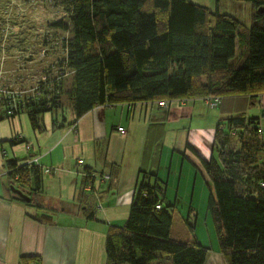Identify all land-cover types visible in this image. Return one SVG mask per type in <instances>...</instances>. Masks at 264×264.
<instances>
[{"label":"trees","instance_id":"1","mask_svg":"<svg viewBox=\"0 0 264 264\" xmlns=\"http://www.w3.org/2000/svg\"><path fill=\"white\" fill-rule=\"evenodd\" d=\"M236 1H249L257 10L251 27L191 0H55L67 22L53 26L69 33L62 44L66 56L59 62L61 73L47 84L38 83L31 95L4 90L0 122L26 114L33 128L45 131L44 115L60 111L63 96L74 111L69 124L74 125L105 105L205 100L209 106L218 97L220 106L225 97L264 95V0ZM68 74L72 81L67 90ZM260 133L259 119L227 117L214 132L218 160L201 158L225 264H264ZM6 166L9 187L31 202L15 198L38 205L43 169L18 165L16 159ZM85 177L84 187L93 182L94 172L87 168ZM142 178L125 224L108 228L107 264H207L209 248L171 237V206H164L163 182L155 173L143 172Z\"/></svg>","mask_w":264,"mask_h":264},{"label":"crops","instance_id":"2","mask_svg":"<svg viewBox=\"0 0 264 264\" xmlns=\"http://www.w3.org/2000/svg\"><path fill=\"white\" fill-rule=\"evenodd\" d=\"M226 103L217 106L218 122L229 117L223 116ZM209 108L205 100L172 102L168 108L158 103L105 105L69 125L75 119L71 108L69 117H60L58 111L45 114V131L33 128L26 114L1 121L0 264H107L108 228L125 224L143 172L160 179L166 145L172 144L168 156L179 152L208 179L200 158L213 155L215 129L207 135L198 129L197 139L191 135L193 126L204 124L205 110L214 111ZM54 122L62 126L55 128ZM14 137L16 143L10 142ZM35 157L43 169L45 195L38 205L27 206L10 189L6 165L14 159L23 165ZM87 168L95 177L84 187ZM46 191L75 207L66 203L60 211L50 208L57 203Z\"/></svg>","mask_w":264,"mask_h":264},{"label":"rangeland","instance_id":"3","mask_svg":"<svg viewBox=\"0 0 264 264\" xmlns=\"http://www.w3.org/2000/svg\"><path fill=\"white\" fill-rule=\"evenodd\" d=\"M54 1L0 0L1 90L11 91L16 93L15 95H31L38 83L47 84L60 75L59 62L66 56L62 44L69 33L53 26L56 21L62 19L67 22L63 8L55 5ZM191 1L210 8L212 11L218 10L221 14L230 15L248 28L252 26L254 14L257 11L249 1ZM64 79L65 89L68 90L72 75L68 74ZM259 97L256 95L223 98L222 101H227V107H224L227 113L224 112L223 116L228 114L229 117L245 116L249 119H259L260 137L264 140V98ZM216 98L219 99L218 97L214 99ZM62 102L65 107L63 106L58 114L60 117L63 115L69 117L71 111L69 98L63 96ZM211 103L209 107L212 106L211 110L214 111L205 110L207 115L200 121L204 124H200L199 127L198 125L193 126L195 132L191 135L192 139L198 138V129H204V134L207 135L216 128L220 108ZM171 148L172 144L166 145L159 176L160 181L163 182L161 185L166 189L164 206H171L168 208L173 220L171 237L180 242L197 241L209 248L207 264H225L220 254L219 235L209 210L211 188L208 179L204 172L197 169L192 160L184 159L179 152L171 151L168 156L167 151ZM171 154L174 155L173 159H171ZM211 154L209 150V155ZM212 156L218 160V153L215 149ZM167 166H170L171 171L167 170ZM57 194L46 191V197H49L51 202L57 203L50 208L60 211L64 206L67 207L66 203L70 205L69 208L75 207L70 201L61 202L62 199L56 198ZM51 216L54 217L55 214L52 213ZM190 227L194 229L191 230Z\"/></svg>","mask_w":264,"mask_h":264},{"label":"built area","instance_id":"4","mask_svg":"<svg viewBox=\"0 0 264 264\" xmlns=\"http://www.w3.org/2000/svg\"><path fill=\"white\" fill-rule=\"evenodd\" d=\"M4 93V90H1L0 89V95H2ZM4 95V94H3ZM219 102H220V100L219 99H213V101H212V105H214V106H217L218 104H219ZM160 106H162L163 108H166V107H169V104L167 103V102H165V101H162V102H159L158 103ZM121 133H124L125 132V130H124V128L123 127H120L119 129H118ZM80 163H83V160H80L79 161ZM33 164L35 163L36 165H38V161L36 160V159H34L33 160V162H32ZM31 163V164H32ZM106 178H109V176L107 175L106 176ZM161 208V206L160 205H157V209H160Z\"/></svg>","mask_w":264,"mask_h":264},{"label":"water","instance_id":"5","mask_svg":"<svg viewBox=\"0 0 264 264\" xmlns=\"http://www.w3.org/2000/svg\"><path fill=\"white\" fill-rule=\"evenodd\" d=\"M12 191L19 195L24 201H27L28 203L31 202V198L25 194H23L20 190L12 187Z\"/></svg>","mask_w":264,"mask_h":264},{"label":"bare ground","instance_id":"6","mask_svg":"<svg viewBox=\"0 0 264 264\" xmlns=\"http://www.w3.org/2000/svg\"><path fill=\"white\" fill-rule=\"evenodd\" d=\"M0 109H1V108H0ZM15 139H17V138L14 137L13 140H15ZM10 142H11V141H10ZM35 159L38 161V159H37L36 157H35ZM32 162H33V161H32ZM32 162H30V163H26V165H27V164H31ZM32 164H33V163H32ZM32 164H31V165H32ZM34 164H35V163H34ZM35 165H36V164H35ZM38 166H39V164H38ZM12 187H13V186H12ZM12 187L10 188L11 190H12ZM15 194H16V193H15Z\"/></svg>","mask_w":264,"mask_h":264}]
</instances>
